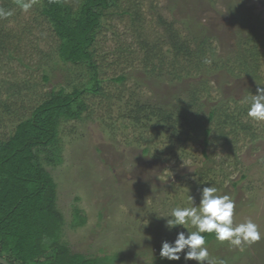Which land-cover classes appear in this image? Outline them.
<instances>
[{"label":"rangeland","instance_id":"rangeland-1","mask_svg":"<svg viewBox=\"0 0 264 264\" xmlns=\"http://www.w3.org/2000/svg\"><path fill=\"white\" fill-rule=\"evenodd\" d=\"M68 1L73 7L79 2ZM4 10L13 15L0 18V140L51 90L85 88L94 70L59 60L58 40L40 16L37 0L28 11L14 0ZM168 29L192 49L205 40L224 59L254 33L247 45L258 55L260 82L233 80L225 70L204 75L192 58L176 57ZM148 55L153 59L146 61ZM210 60L205 68L211 67ZM92 62L100 91L82 95L87 109L81 119L61 124L60 154L45 165L65 221L61 240L70 251L113 256L115 264L153 263L156 246L187 231H169L158 217L174 207L193 206L190 195L198 204L200 189L214 186L218 195L234 202V225L251 219L261 239L242 250L213 240L205 245L210 258L264 264V123L250 120L257 138L251 141L253 133L233 124L222 127L218 122L223 118L216 117L208 125L210 143L204 148L199 128H190L199 122L192 115L195 107L187 117L189 126L174 133L133 109L146 104L147 111L158 105L170 110L177 101L185 107L192 92L205 84L210 93L205 112L216 107L230 114L235 105H245L256 94L255 85L264 87V0H119L101 20ZM120 75L123 81L113 80ZM216 136H221L218 142ZM74 207L85 215L82 227L70 225ZM182 264L197 262L183 259Z\"/></svg>","mask_w":264,"mask_h":264},{"label":"trees","instance_id":"trees-1","mask_svg":"<svg viewBox=\"0 0 264 264\" xmlns=\"http://www.w3.org/2000/svg\"><path fill=\"white\" fill-rule=\"evenodd\" d=\"M11 1L0 0L3 5L0 8H9ZM14 1L16 3V0ZM118 1L79 0L77 7H73L68 0H37L40 16L47 21L58 40L56 53L59 60L72 65L87 64L94 70L89 75V83L85 88L74 87L68 92L63 89L51 90L30 110L29 116L15 124L14 130L6 139L0 140V258L8 264H115L113 256H86L72 252L61 240L65 221L57 207L56 184L45 165L53 164L60 154L61 124L65 121L81 119L83 112L87 109L82 95L100 91V80L97 78L95 65L92 62L93 45L102 18L107 15L109 8L116 6ZM168 31L173 33L170 29ZM168 37L169 47L172 48L176 57L181 55L187 61H191L192 58V62L196 61L194 67L203 71L204 75L225 70L226 75L233 80L243 78L249 82H260L258 55L254 48L247 45L254 41L256 37L254 33L245 38L244 44L239 43L238 50L225 56L227 59L214 54L213 48L205 40L192 49L186 46V42L176 40L174 33ZM152 59L148 55L146 61ZM210 59H212L211 67L205 68ZM124 78L120 75L113 80L119 82ZM205 87H207L206 84L193 91L185 107L177 101V106L170 110L158 105L156 109L147 111L149 108L146 104L145 106L138 104L133 109L137 114L143 115L146 120L148 118L149 121H154L155 126L161 127L162 131L165 129L164 131L174 133L177 128L187 127V117L191 114V109L195 107L192 115L199 122L196 126L190 125V128H199L198 132L202 136L204 148L210 143L212 129L208 125L216 117L223 118L218 122L222 127L233 124V126H239L241 131L253 133L250 140L255 141L257 138L252 129L255 126L246 115L248 103L235 105L230 114L225 113L223 108L216 107L208 108L205 112V103L209 101L210 95ZM250 87L249 84L248 88ZM257 88H261L260 85H255L253 92L256 94ZM201 93L207 98H199ZM232 101L235 103L234 99ZM200 113L203 114L201 118L206 121L205 124L202 123L201 118H198ZM234 119L236 123H232ZM133 121L137 125L138 120L134 118ZM180 122L186 123L181 125ZM221 130L219 134L222 136L224 132ZM236 131L232 129L231 133L236 135ZM221 136L218 138L221 139ZM219 139L216 136L215 141L218 142ZM145 153L147 150L143 149V154ZM240 177L245 178L244 175ZM85 222L83 211L74 207L71 227H82ZM203 235L206 244L215 240L213 234L204 233ZM160 248L161 244L154 248L156 257L153 263L149 264H182L183 253L179 261H169L160 257Z\"/></svg>","mask_w":264,"mask_h":264},{"label":"clouds","instance_id":"clouds-1","mask_svg":"<svg viewBox=\"0 0 264 264\" xmlns=\"http://www.w3.org/2000/svg\"><path fill=\"white\" fill-rule=\"evenodd\" d=\"M36 0H16L18 7L23 11L32 8ZM13 15L11 10L0 8V18ZM207 62V61H206ZM247 117L256 122L264 123V87L257 88V94L247 99ZM214 186H205L200 189V200L193 206L174 207L165 216L164 227L171 231L182 227L187 231H178L173 241H162L159 255L162 259L179 261L183 253L185 261L194 260L197 264H224L222 260L210 258L204 233L213 234L215 240L221 244L227 242L230 246L240 248L250 245L261 239V232L251 219L235 224L233 222L234 202L227 195H218ZM194 229V230H190Z\"/></svg>","mask_w":264,"mask_h":264},{"label":"water","instance_id":"water-1","mask_svg":"<svg viewBox=\"0 0 264 264\" xmlns=\"http://www.w3.org/2000/svg\"><path fill=\"white\" fill-rule=\"evenodd\" d=\"M0 264H8V263L4 261L2 258H0Z\"/></svg>","mask_w":264,"mask_h":264}]
</instances>
